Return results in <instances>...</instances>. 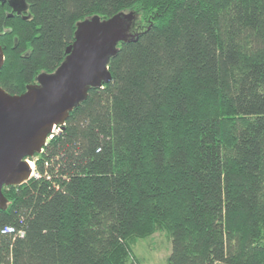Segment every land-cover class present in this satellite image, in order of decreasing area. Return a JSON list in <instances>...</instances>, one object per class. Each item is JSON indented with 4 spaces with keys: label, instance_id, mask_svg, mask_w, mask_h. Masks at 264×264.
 I'll list each match as a JSON object with an SVG mask.
<instances>
[{
    "label": "trees",
    "instance_id": "trees-1",
    "mask_svg": "<svg viewBox=\"0 0 264 264\" xmlns=\"http://www.w3.org/2000/svg\"><path fill=\"white\" fill-rule=\"evenodd\" d=\"M123 12L110 79L29 158L38 176L2 187L0 264H138L159 230L167 264H264V0H0V86Z\"/></svg>",
    "mask_w": 264,
    "mask_h": 264
},
{
    "label": "water",
    "instance_id": "water-1",
    "mask_svg": "<svg viewBox=\"0 0 264 264\" xmlns=\"http://www.w3.org/2000/svg\"><path fill=\"white\" fill-rule=\"evenodd\" d=\"M9 3L13 8L19 5ZM131 20L130 13H120L104 20L93 16L78 22L74 41L55 71L39 74L20 94H10L0 86V209L6 207L2 187L29 179L28 159L41 151L52 126L66 120L88 87L110 79L107 60L119 41L135 35L127 32ZM3 61L0 46V68Z\"/></svg>",
    "mask_w": 264,
    "mask_h": 264
},
{
    "label": "rangeland",
    "instance_id": "rangeland-1",
    "mask_svg": "<svg viewBox=\"0 0 264 264\" xmlns=\"http://www.w3.org/2000/svg\"><path fill=\"white\" fill-rule=\"evenodd\" d=\"M130 250L138 264H167L170 251L169 234L166 230H159L151 236L138 238L131 243Z\"/></svg>",
    "mask_w": 264,
    "mask_h": 264
},
{
    "label": "built area",
    "instance_id": "built-area-1",
    "mask_svg": "<svg viewBox=\"0 0 264 264\" xmlns=\"http://www.w3.org/2000/svg\"><path fill=\"white\" fill-rule=\"evenodd\" d=\"M63 125H64V122H63L62 124H59V125H53V126H52V128H51L49 134H48L47 137H46V142H45V144H46V143H47V142L53 137V135L57 134V133L60 131V128H61V126H63ZM41 150H42V149H41ZM28 160H29V159H28ZM29 162L32 163V166H30V167H31V173H30V177H29V178H31V177L36 178V177L38 176V174L35 172V169H34V163H33L32 160H29Z\"/></svg>",
    "mask_w": 264,
    "mask_h": 264
},
{
    "label": "flooded vegetation",
    "instance_id": "flooded-vegetation-1",
    "mask_svg": "<svg viewBox=\"0 0 264 264\" xmlns=\"http://www.w3.org/2000/svg\"><path fill=\"white\" fill-rule=\"evenodd\" d=\"M127 32H130V33H131V31H130V26H129V28L127 29Z\"/></svg>",
    "mask_w": 264,
    "mask_h": 264
},
{
    "label": "bare ground",
    "instance_id": "bare-ground-1",
    "mask_svg": "<svg viewBox=\"0 0 264 264\" xmlns=\"http://www.w3.org/2000/svg\"><path fill=\"white\" fill-rule=\"evenodd\" d=\"M29 166H32V163L29 162Z\"/></svg>",
    "mask_w": 264,
    "mask_h": 264
}]
</instances>
